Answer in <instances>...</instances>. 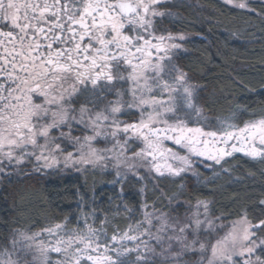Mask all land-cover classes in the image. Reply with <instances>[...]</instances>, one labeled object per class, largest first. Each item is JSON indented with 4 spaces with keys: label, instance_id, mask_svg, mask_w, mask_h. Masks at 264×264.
I'll return each instance as SVG.
<instances>
[{
    "label": "snow or ice",
    "instance_id": "obj_1",
    "mask_svg": "<svg viewBox=\"0 0 264 264\" xmlns=\"http://www.w3.org/2000/svg\"><path fill=\"white\" fill-rule=\"evenodd\" d=\"M224 4L256 11L247 0ZM169 5L182 6L0 0V181L67 170L120 185L107 211L94 190L89 200L77 190V213L38 230L18 221L0 238V264H264V218L245 210L225 224L211 201L180 199L176 178L201 166L231 174L236 154L264 174V112L237 106L209 119L204 87L177 62L188 37L162 27L177 15L161 10ZM165 181L176 189L165 193ZM133 182L136 207L122 199ZM149 184L160 194L152 203Z\"/></svg>",
    "mask_w": 264,
    "mask_h": 264
},
{
    "label": "trees",
    "instance_id": "obj_2",
    "mask_svg": "<svg viewBox=\"0 0 264 264\" xmlns=\"http://www.w3.org/2000/svg\"><path fill=\"white\" fill-rule=\"evenodd\" d=\"M173 3L182 6H168L178 11V17L175 23H165L166 28L191 35L177 54V62L193 83L204 87L209 119L230 115L237 106L249 113L264 112V32L261 31L264 23L258 15L264 12V0L249 1L255 12L234 9L225 5L224 0ZM236 114L244 120L250 118L239 111ZM225 166L232 169L231 174L221 172L218 166L219 175L209 179L204 175L200 179L176 178L185 186L180 199L192 202L194 197L208 199L210 211L227 220L239 218L245 210L253 221L264 218V207L259 206V201L264 199L261 166L241 154H236ZM249 172L254 175L249 176ZM85 179L87 184L82 187ZM101 180L90 174L82 178L79 173L66 170L32 179L13 177L11 183L7 179L0 181V238L6 237L18 221L38 229L48 218L77 213V190L85 200H89L94 190L98 193L95 199L100 209L107 211V198L116 197L119 192L114 187L107 188ZM169 183L165 181L161 185L165 193L176 189V184ZM138 189L132 184L124 186L122 199L132 207L141 199L136 195ZM146 195L152 203L160 194L157 192L154 197L149 184Z\"/></svg>",
    "mask_w": 264,
    "mask_h": 264
},
{
    "label": "rangeland",
    "instance_id": "obj_3",
    "mask_svg": "<svg viewBox=\"0 0 264 264\" xmlns=\"http://www.w3.org/2000/svg\"><path fill=\"white\" fill-rule=\"evenodd\" d=\"M177 1H183V0H173V2H177ZM249 1L250 0H247V3H248V5H249ZM163 9L164 8H162L161 10L163 11ZM166 25L167 24H165V23H163V25H162V27H164V28H166ZM173 33H177L178 31H172ZM182 33H184L188 38L191 36L190 34H188V33H185V32H182ZM183 46H184V42H183ZM183 50V49H182ZM242 155V154H241ZM208 163H211V162H208ZM72 172H75V171H72ZM198 172H199V176H196V175H193V174H191V173H189V174H186L185 176L186 177H188L189 176V178H191V177H195L196 179H200V178H202V176L204 175L205 177H207L206 179H209V178H211L212 176H215V173H219V170H218V166H215L214 168H205V167H199L198 168ZM90 174V173H89ZM90 175H92L93 177H98L99 179H102L101 180V184H103V185H105L107 188H109V187H114V188H116V191L117 192H119L120 191V185L119 184H116V185H113V183H112V181H113V179H114V176L113 175H109V174H107V173H98V174H95V175H93V174H90ZM171 183V182H170ZM170 183H169V185H170ZM132 185H135V186H138V188L140 187L138 184H135V182H133V184ZM124 186H126V184L124 185ZM203 200H208V199H203ZM194 203V202H193ZM88 210V209H87ZM106 211V210H105ZM183 211V210H182ZM216 216V215H215ZM217 217H220V216H217ZM240 218V217H239ZM239 218H236V219H231V220H227L226 218L223 220V222L225 223V224H228V223H231V222H233V221H236V220H238ZM253 221V220H252ZM253 222H255V221H253ZM39 229V228H38ZM38 229H34V230H38Z\"/></svg>",
    "mask_w": 264,
    "mask_h": 264
},
{
    "label": "flooded vegetation",
    "instance_id": "obj_4",
    "mask_svg": "<svg viewBox=\"0 0 264 264\" xmlns=\"http://www.w3.org/2000/svg\"><path fill=\"white\" fill-rule=\"evenodd\" d=\"M163 11H171V12H174V13L177 14L176 17H174V18H172V17H165L163 23H175L176 22V19L178 17V11L176 9L173 10L170 7H167V8H164Z\"/></svg>",
    "mask_w": 264,
    "mask_h": 264
}]
</instances>
